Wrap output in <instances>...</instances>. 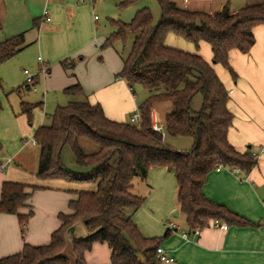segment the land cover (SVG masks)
<instances>
[{"label":"trees","instance_id":"1","mask_svg":"<svg viewBox=\"0 0 264 264\" xmlns=\"http://www.w3.org/2000/svg\"><path fill=\"white\" fill-rule=\"evenodd\" d=\"M158 2L161 16L157 24L147 7L138 10L130 22L112 19L115 29L101 46H115L119 41L125 46L129 34L136 33L128 54L123 55L124 64L117 76L125 79L132 91L136 85L150 91L138 104L142 122L110 119L99 103L87 99L58 106L51 115V123L41 125L34 134L39 153L37 176L93 182L95 189L80 190L78 197L70 200L72 212L59 214L62 225L52 233L49 243H25L20 252L0 257V264H87L86 251L95 242L107 243L112 264L164 263L157 257V247L176 227H168L163 236L146 237L133 220V214L146 199L132 190L133 181L136 177L146 180L150 169L155 167L174 173L178 209L185 216L190 233L208 227L214 220L228 226L258 224L211 200L203 188L209 174L218 167H239L249 173L258 163V153L264 149L249 145L240 151L229 141L234 114L228 106L229 90L215 70V64H222L237 79L230 53L237 50L247 54L251 50L255 28L264 26V3L245 5L237 12L225 4L221 10L210 13L184 7L176 0ZM2 26L0 21V29ZM170 34L192 42L196 51L167 44ZM202 42L211 47V62L197 51ZM23 43V32L0 42V64L16 55ZM64 92L85 95L80 83ZM159 101H170L173 106L165 116V132L192 137L189 150L169 145L163 133L152 127V108ZM34 107L22 103V112L30 120ZM83 138L96 148L87 151ZM67 147L79 167L89 168L69 167L63 156ZM27 186L5 181L0 198V212L18 215L23 236L33 214V211L19 213L31 195ZM38 188L32 186L33 190ZM76 223L88 234L75 235L72 261L65 253V232Z\"/></svg>","mask_w":264,"mask_h":264},{"label":"crops","instance_id":"2","mask_svg":"<svg viewBox=\"0 0 264 264\" xmlns=\"http://www.w3.org/2000/svg\"><path fill=\"white\" fill-rule=\"evenodd\" d=\"M242 1L241 6H232L231 0H178L184 7L210 13L221 10L225 4L237 12L252 0ZM260 1L264 3V0ZM88 3L90 0H43L42 6L29 14L26 24L20 22L22 9L19 6L24 4L21 0L3 3L1 15L5 18L6 14L9 21H3L0 15L3 25L0 32H5L7 27L15 28V34L11 36L23 32L24 43L16 55L0 64V80H8L17 72L23 74L22 84L11 90L20 96L17 104L0 90V157H13V161L0 170V198L5 181L25 183L28 185L26 191L31 195L27 206L20 208L19 213L33 211V214L23 236L18 215L0 212V257L20 252L25 243H49L52 233L62 225L59 214L72 212L70 200L78 197V191L93 190L96 186L93 182L39 178L37 145L24 142L34 138L41 125L50 124L52 113L58 106L65 105V101L87 99L93 104L99 103L110 119L126 121L138 109L139 97L145 95L141 92L139 96L136 89L132 91L126 80L117 76L124 58L114 46L101 47L107 37L100 34L97 18L92 16L93 6ZM45 8L51 15L49 22L43 21ZM254 31L255 44L247 54L237 50L230 53V62L238 75L236 80L222 64H215V70L229 90L228 106L234 114L229 141L240 151H245L249 145L254 149L264 147V26L259 25ZM166 42L196 51L192 42L172 34ZM197 51L207 61H212L209 44L202 42ZM43 63L48 66V73L37 75L28 82L24 68L31 67L32 72H37ZM76 83L82 85L85 95L64 92ZM31 91H34L35 99L30 97ZM23 102L35 105L31 120L22 112ZM160 102L163 101L154 104L152 118L164 126L171 102L165 101L170 104H166L163 115ZM47 117H50L49 123H46ZM163 136L167 140L166 132ZM188 137L190 139H179L182 140L181 146L178 145L181 148L177 149L191 148L193 139ZM64 160L74 169L89 168L75 165L68 151ZM133 182L136 193L146 197L144 204L133 214L141 233L146 237L163 236L167 224L176 226L177 230L162 242L175 259L168 264H264V152L249 173L216 169L209 174L203 188L208 198L226 205L257 225L222 228L211 222L200 232L190 233L185 216L178 209L177 181L173 172L155 167L150 169L146 180L135 178ZM32 186L39 188L33 190ZM181 215L184 218L177 222L175 218L178 220ZM184 232H188V238L183 236ZM103 244L95 242L92 249L86 251L87 264H103L104 253L108 261L111 249L108 245L106 249Z\"/></svg>","mask_w":264,"mask_h":264},{"label":"rangeland","instance_id":"3","mask_svg":"<svg viewBox=\"0 0 264 264\" xmlns=\"http://www.w3.org/2000/svg\"><path fill=\"white\" fill-rule=\"evenodd\" d=\"M0 1L2 2V4L0 2V15H1L4 12L3 3L4 2L10 3L11 0H0ZM21 1L24 4H20V6H19V9L20 10L22 9L19 12L22 15V20L20 22L23 24H26L29 14L38 10V8L41 7L43 4V0H21ZM176 1H178V0H176ZM121 2H122V0H94V1L90 0V3H88L91 6H93L92 16H97V23L99 26L100 34L104 35L105 37H108L115 29L112 22H111L112 19H120V20L125 21V22H130L132 20V18H134L137 11L144 8V7H147L151 10L155 24H157L160 20L161 8H160L158 0H136L133 3H130L127 5H123ZM242 2H243L242 0H231L232 6H241ZM250 2L251 3H249V4H257V3H262L263 1H260V0H254L253 1L252 0ZM1 17L3 18V21H5V22L9 21L8 19H6V14H5V18L2 15H1ZM16 30L17 29H15V28L11 29L10 27H7L5 32H0V41L8 38L12 34H15ZM135 36H136V33H130L128 41H127L125 46L120 41L115 44L114 47L117 49V51L120 53V55H122V56L124 55V57H125L128 54L132 40L134 39ZM27 68L31 69V67H27ZM22 75H23L22 72H17L15 75H13L8 80H6V79L0 80L1 85H2V87H0V90L4 91L9 97H11V101L14 104H17L18 101H20V99H19L20 96L16 95L14 92H11V90L13 88H16L18 85L22 84V82H23V81H21ZM15 82H16V84H15ZM13 85H14V87H13ZM135 89H136L137 94L139 96L141 95L140 94L141 92H143L145 94V95L140 96V97L145 98V96H148L150 93V91L148 89H146L140 85H136ZM29 95L32 99L36 98L34 96V91H31L29 93ZM140 97L138 100L139 102H141L143 99ZM27 99H29V98H27ZM64 104H67L66 101ZM166 104H170V102L163 101V102H160V104H159V105H162V106H160V107H162V109L160 111L162 115L165 114L164 112H165ZM172 110H173V106H172V104H170V112ZM49 122H50V117H47L46 123H49ZM28 139H31V138H28ZM179 139L185 140V139H190V138L188 136H177L176 137V136L168 135L167 140L165 139V141L173 147L181 148L179 146H181L180 142L182 140H179ZM82 144L87 151H92L96 148V146L94 144H92L91 142H89L86 139L82 140ZM67 151L69 152V154H71L73 156L71 149L69 147L64 149L63 156L65 155V152H67ZM73 159H74V156H73ZM74 164L77 165L76 163H74ZM137 178L138 177H136V179ZM132 190L134 192H136L135 188H133ZM182 218H184L183 215H181L178 220L175 218V220L177 222H180V220ZM173 219H174V217H173ZM80 227L81 228H79L76 235L78 237L86 236L88 234V232L86 231V229L83 226L80 225ZM103 245L106 249H108L106 243ZM65 253L69 255V257L72 259V261L74 260L70 244L67 245ZM106 257H107V255H106ZM103 262H104L103 264H106L107 262H108V264H111L110 258H108V261L105 258V253H104V257H103ZM162 264H168V263H162ZM169 264H173V263H169Z\"/></svg>","mask_w":264,"mask_h":264},{"label":"built area","instance_id":"4","mask_svg":"<svg viewBox=\"0 0 264 264\" xmlns=\"http://www.w3.org/2000/svg\"><path fill=\"white\" fill-rule=\"evenodd\" d=\"M92 1H94V0H92ZM42 17H43L44 22H49L51 20V15H50L47 8L44 9ZM96 18H97V16H96ZM40 59H41V57H40ZM48 71H49V68L45 63H43L38 68L37 72H32L29 68H24V72H25V74H27L26 79L28 82L33 81L37 75H46L48 73ZM130 121L138 123V124H140L142 122V116H141V112H140L139 108L131 115ZM152 127L155 130L162 132L163 134L165 132L164 126L162 124H160L159 121L154 120L153 118H152ZM29 142L32 144H35V145L37 144V141L35 138H32L30 140H26L24 143L28 144ZM261 152H264V149H262L258 153L259 156H260ZM12 161H13V157H11V156L0 157V170L5 169ZM224 168L229 169L234 173H239L241 171L239 167H232V168L218 167L217 170L224 169ZM214 224L218 225L222 228H227V226H228L226 223L220 222L219 220H214ZM167 227L175 228L176 226L173 223H169V224H167ZM198 232H200V229H196L194 231V233H198ZM183 236L188 238V232H184ZM157 257L164 263L172 262L175 260L174 257L162 245L157 247Z\"/></svg>","mask_w":264,"mask_h":264},{"label":"water","instance_id":"5","mask_svg":"<svg viewBox=\"0 0 264 264\" xmlns=\"http://www.w3.org/2000/svg\"><path fill=\"white\" fill-rule=\"evenodd\" d=\"M178 214V211L175 212V215ZM78 231V223L70 226L66 232H65V238H66V248L67 245L70 244L71 248H72V243L74 240L75 235L77 234Z\"/></svg>","mask_w":264,"mask_h":264}]
</instances>
